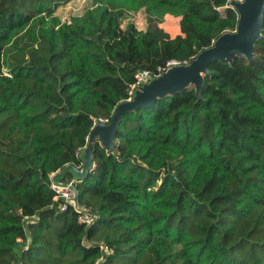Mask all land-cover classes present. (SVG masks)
I'll return each mask as SVG.
<instances>
[{
	"label": "trees",
	"instance_id": "trees-1",
	"mask_svg": "<svg viewBox=\"0 0 264 264\" xmlns=\"http://www.w3.org/2000/svg\"><path fill=\"white\" fill-rule=\"evenodd\" d=\"M68 1L0 0V264H264V22L250 60L126 112L113 151L94 140L74 183L87 227L57 208L49 175L81 165L137 73L189 65L239 15L232 0H93L68 23L54 14ZM141 9L146 30L122 29ZM165 15L180 35L159 28Z\"/></svg>",
	"mask_w": 264,
	"mask_h": 264
},
{
	"label": "water",
	"instance_id": "water-1",
	"mask_svg": "<svg viewBox=\"0 0 264 264\" xmlns=\"http://www.w3.org/2000/svg\"><path fill=\"white\" fill-rule=\"evenodd\" d=\"M234 1V2H233ZM233 2V3H232ZM239 15L235 33L222 35L214 45L202 51L194 61L186 66H176L160 77L151 80L148 84L140 87L131 100L118 103L109 123L97 122L89 134V142L86 152L89 157L83 162L82 170L73 167L80 179L88 174V167L92 163L91 148L95 137H99L101 145L110 151L114 150V135L120 118L129 111H137L142 108L152 107L160 98L173 95L188 89L190 83L198 95L203 84L204 77L209 75L208 67L214 62H233L236 57L250 60L254 56V45L262 38L264 22V0H232L229 4ZM67 167L62 173L67 172ZM74 201L79 203V194L76 189Z\"/></svg>",
	"mask_w": 264,
	"mask_h": 264
},
{
	"label": "built area",
	"instance_id": "built-area-1",
	"mask_svg": "<svg viewBox=\"0 0 264 264\" xmlns=\"http://www.w3.org/2000/svg\"><path fill=\"white\" fill-rule=\"evenodd\" d=\"M186 66L185 63L181 64L177 61H170L166 64V67L161 69L158 68V75H153L147 71L139 72L135 75V83L131 84L128 89V99L126 100H131L132 99V93L135 89H137L140 86H143L145 84H148L151 80L160 77L163 73H165L167 70L171 69L172 67L175 66ZM139 89V88H138ZM97 122L101 123H109L108 119H98L95 120L94 126ZM93 126V127H94ZM86 145L89 142V136L86 137L85 139ZM84 146V147H85ZM80 154V153H79ZM82 163L79 167H76L79 171L82 170ZM94 168V165L91 163V165L88 167V170H91ZM63 173L62 172H56L52 173L49 175V182H48V187L54 192L55 197L54 200L58 202V209L60 211H64L67 209L68 206H72L74 211L78 214V222L84 224L87 227H90L94 221H95V216L89 211V209L79 205V203H76L74 201V192L71 190L70 187L74 188V183L78 180H73L71 179L69 182L64 183L60 181V177ZM100 245V250L103 254V256H108L111 251L109 248L104 246V243L101 242L99 243ZM102 262V259L97 260L96 264H100ZM16 264H20L19 261Z\"/></svg>",
	"mask_w": 264,
	"mask_h": 264
},
{
	"label": "rangeland",
	"instance_id": "rangeland-1",
	"mask_svg": "<svg viewBox=\"0 0 264 264\" xmlns=\"http://www.w3.org/2000/svg\"><path fill=\"white\" fill-rule=\"evenodd\" d=\"M93 0H71L68 2L62 3L56 10L55 16L59 17L62 22H72L74 19L82 16L88 10H92L94 8ZM234 2V1H233ZM232 2V3H233ZM232 3L229 6H232ZM122 29H126L129 25H135V27L144 31L150 25V19L144 12V10L138 11H126L122 16L121 20ZM159 28H161L164 32L169 33L170 37H175L177 33L180 32L179 28V17H175L172 15H165L162 21L158 24ZM236 30L233 32L235 33ZM183 66V65H181ZM176 67V66H175ZM173 68V67H172ZM6 71V70H5ZM142 87V86H140ZM138 87V88H140ZM194 87L193 83H190L187 88ZM135 89L132 93L134 96L135 92L138 90ZM81 153V150L79 151ZM67 167V166H66ZM87 245H91L86 241Z\"/></svg>",
	"mask_w": 264,
	"mask_h": 264
},
{
	"label": "crops",
	"instance_id": "crops-1",
	"mask_svg": "<svg viewBox=\"0 0 264 264\" xmlns=\"http://www.w3.org/2000/svg\"><path fill=\"white\" fill-rule=\"evenodd\" d=\"M180 30V29H179ZM167 33V32H166ZM169 34V33H168ZM181 33L179 32V33H177L176 35H174L175 37L176 36H178V35H180ZM170 36V35H169ZM171 38H174V37H172L171 36ZM94 140H98L99 142H100V144H101V141H100V139H99V137H95V139ZM79 156H80V160H81V163H82V165H83V162H86V159H88V157H89V155H88V153L86 152V146L85 147H83L82 148V150H81V153L79 154ZM73 167H75L74 165H68L67 166V171L72 175V179L73 180H77V179H80V177H79V175L76 173V172H74V168Z\"/></svg>",
	"mask_w": 264,
	"mask_h": 264
}]
</instances>
